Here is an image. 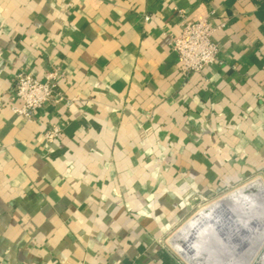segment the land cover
I'll return each mask as SVG.
<instances>
[{"label": "crops", "instance_id": "1", "mask_svg": "<svg viewBox=\"0 0 264 264\" xmlns=\"http://www.w3.org/2000/svg\"><path fill=\"white\" fill-rule=\"evenodd\" d=\"M258 7L0 0V264H177L163 241L196 200L264 178ZM182 15L208 20L220 62L182 69ZM53 67L65 100L15 112L17 74Z\"/></svg>", "mask_w": 264, "mask_h": 264}, {"label": "built area", "instance_id": "2", "mask_svg": "<svg viewBox=\"0 0 264 264\" xmlns=\"http://www.w3.org/2000/svg\"><path fill=\"white\" fill-rule=\"evenodd\" d=\"M183 16V15H182ZM149 19V16L146 17ZM214 28L207 19L190 20L183 16L181 30L171 40L172 48L184 71H202L206 67L220 62V44L213 38ZM61 71L53 67L43 78L20 71L16 76L15 97L21 100V105L14 106L15 112L28 119L35 117V112L54 100H65L64 94L58 88L62 77ZM60 134L57 126H53L45 133L49 140ZM202 200L208 198L201 196Z\"/></svg>", "mask_w": 264, "mask_h": 264}, {"label": "rangeland", "instance_id": "3", "mask_svg": "<svg viewBox=\"0 0 264 264\" xmlns=\"http://www.w3.org/2000/svg\"><path fill=\"white\" fill-rule=\"evenodd\" d=\"M257 179L264 181V178L262 177H257ZM248 182L224 190L214 199L202 201L201 199L196 200L193 211L188 217L169 231L164 238V248L174 262L177 264H256L255 260L260 256L261 252H263L264 246H262L259 251L252 252L251 248L247 246L249 241L247 242L246 239H242L238 249L234 253H231L228 248L233 230L230 229L225 222L235 217L236 214L234 215L233 213L235 208L227 211L226 215L222 217L215 216L209 222L211 227H217L219 229V232L216 235V240L218 243L226 247L225 250L210 243L204 236H201L196 241L190 242L189 237L195 230V226L193 224L186 226L188 221L193 218L194 213L199 211L205 204L231 194L236 188L246 185ZM237 199L238 205H240L238 207H244L252 214L257 213L258 211H264V190H262L260 185H255L247 190L243 189ZM181 226L183 230L178 231ZM234 242H238L237 239H235ZM257 242L256 240L254 241V243Z\"/></svg>", "mask_w": 264, "mask_h": 264}, {"label": "bare ground", "instance_id": "4", "mask_svg": "<svg viewBox=\"0 0 264 264\" xmlns=\"http://www.w3.org/2000/svg\"><path fill=\"white\" fill-rule=\"evenodd\" d=\"M263 184L264 183L261 180L255 178L246 185L236 188L231 194L205 204L199 211L194 213L193 218L186 224V226L190 224L195 226V230L189 237L190 242L196 241L201 236H204L210 243L225 250L226 247L218 243L216 240V235L219 232V229L217 227H211L209 222L215 216L222 217L226 215L227 211L235 208L233 212L234 215L236 214L235 217L225 222L228 224L229 228L233 230L231 241L228 246L230 252L234 253L238 249L242 239H246L247 242L249 241L247 246L251 248L252 252L259 251V249L264 246V211H258L257 213L252 214L244 207H238L240 205H238L237 198L243 189L247 190L255 185H260L262 190H264ZM181 230H183L182 226L178 231ZM235 239H237L238 242H234ZM255 240L258 242L254 243ZM255 261L256 264H264V250Z\"/></svg>", "mask_w": 264, "mask_h": 264}, {"label": "trees", "instance_id": "5", "mask_svg": "<svg viewBox=\"0 0 264 264\" xmlns=\"http://www.w3.org/2000/svg\"><path fill=\"white\" fill-rule=\"evenodd\" d=\"M258 4V16L264 18V0H255Z\"/></svg>", "mask_w": 264, "mask_h": 264}]
</instances>
